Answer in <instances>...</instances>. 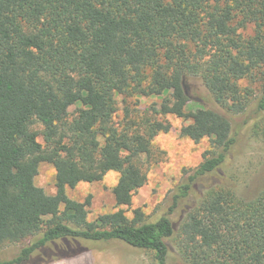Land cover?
Segmentation results:
<instances>
[{
    "label": "trees",
    "instance_id": "trees-1",
    "mask_svg": "<svg viewBox=\"0 0 264 264\" xmlns=\"http://www.w3.org/2000/svg\"><path fill=\"white\" fill-rule=\"evenodd\" d=\"M119 96L161 102L117 122ZM250 112L264 137V0H0V250L41 236L0 264L73 241H121L169 264L172 239L185 264H264V188L247 199L210 182L236 145L233 116ZM168 115L209 147L150 221L133 201ZM42 163L55 167V194L35 183ZM111 171L118 210L90 221L91 198L68 189Z\"/></svg>",
    "mask_w": 264,
    "mask_h": 264
},
{
    "label": "rangeland",
    "instance_id": "rangeland-1",
    "mask_svg": "<svg viewBox=\"0 0 264 264\" xmlns=\"http://www.w3.org/2000/svg\"><path fill=\"white\" fill-rule=\"evenodd\" d=\"M241 33L249 37L254 33V27L248 25L241 29ZM253 87L259 95V86L256 84ZM201 92L199 83L194 82L191 86V94L198 103L204 105L206 101ZM118 101L119 111L115 120L121 122L127 111H130L133 117L151 115L152 106L159 104L161 98L119 96ZM75 108H71L70 111L73 112ZM256 117L255 112H250L249 115L233 116L236 145L227 162L210 181L214 184L229 185L235 188L240 196L247 199L254 198L264 188V137L256 134L253 129L252 123ZM163 120L171 125V129L167 133H159L153 139L155 156L149 168V179L134 197L132 207V209L142 208L150 221H156L168 212L173 195L184 182V170L196 168L202 161L203 152L209 147L207 139L196 144L181 135V128L190 122L174 115H168ZM35 128L42 130L43 126L36 124ZM118 179L119 173L111 171L103 181L79 183L76 188L68 189V194L72 199L80 202L91 198L88 218L90 221H95L101 215L118 210L113 195ZM35 183L44 188L48 194H55V167L49 163H42ZM208 183L206 182L204 186L209 185ZM127 215L133 218L132 210L128 211ZM40 237L38 235L23 243L6 246L0 250V261L14 259L23 247ZM168 244L171 251L169 264H185L178 254L176 240H168ZM65 245L58 248L54 244L50 245L45 253H35L29 264H156L154 252L135 249L121 241L100 243L73 241L66 245L68 248ZM65 253L69 256H62Z\"/></svg>",
    "mask_w": 264,
    "mask_h": 264
}]
</instances>
